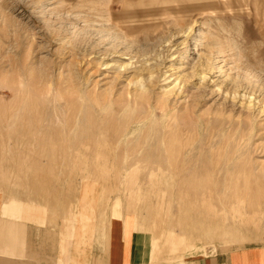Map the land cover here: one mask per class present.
<instances>
[{"label": "rangeland", "instance_id": "rangeland-1", "mask_svg": "<svg viewBox=\"0 0 264 264\" xmlns=\"http://www.w3.org/2000/svg\"><path fill=\"white\" fill-rule=\"evenodd\" d=\"M8 201L66 264L264 247V0H0Z\"/></svg>", "mask_w": 264, "mask_h": 264}, {"label": "crops", "instance_id": "crops-1", "mask_svg": "<svg viewBox=\"0 0 264 264\" xmlns=\"http://www.w3.org/2000/svg\"><path fill=\"white\" fill-rule=\"evenodd\" d=\"M0 212L5 215H0V264H66L49 229H33L16 219L23 216V205L15 201L4 202ZM118 228L122 231L117 230L111 237L105 264L148 263L151 239L146 232L131 231L125 237V228ZM62 244L65 253L66 244ZM186 264H264V247H240L222 258L219 254L207 255L188 260Z\"/></svg>", "mask_w": 264, "mask_h": 264}, {"label": "bare ground", "instance_id": "bare-ground-1", "mask_svg": "<svg viewBox=\"0 0 264 264\" xmlns=\"http://www.w3.org/2000/svg\"><path fill=\"white\" fill-rule=\"evenodd\" d=\"M8 122V121H7ZM175 173V172H174ZM206 178H208V177H206ZM207 181V180H206ZM209 181V180H208ZM247 188V187H246ZM226 191V190H225ZM233 191V190H232ZM246 194V193H245ZM237 195V194H236ZM232 196V195H231ZM209 209V208H208ZM189 212V211H188ZM215 236V235H214Z\"/></svg>", "mask_w": 264, "mask_h": 264}]
</instances>
